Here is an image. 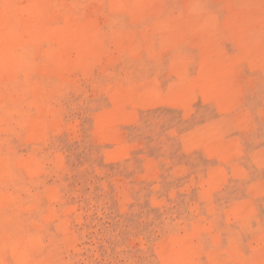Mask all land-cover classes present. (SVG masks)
<instances>
[{"label": "rangeland", "instance_id": "1", "mask_svg": "<svg viewBox=\"0 0 264 264\" xmlns=\"http://www.w3.org/2000/svg\"><path fill=\"white\" fill-rule=\"evenodd\" d=\"M0 264H264V0H0Z\"/></svg>", "mask_w": 264, "mask_h": 264}, {"label": "bare ground", "instance_id": "2", "mask_svg": "<svg viewBox=\"0 0 264 264\" xmlns=\"http://www.w3.org/2000/svg\"><path fill=\"white\" fill-rule=\"evenodd\" d=\"M39 2H40V1H39ZM37 3H38V2H37ZM21 8H22V7H21ZM34 10H35V9H34ZM41 10H42V9H41ZM42 11H43V10H42ZM29 12H31V11H29ZM43 12H45V9H44ZM22 13H23V12H22ZM31 13L33 14V12H31ZM30 15H31V14H30ZM33 16H34V15H33ZM27 24H28V23H27ZM31 24H32V23H31ZM34 24H35V23H34ZM40 24H41V23H40ZM32 26H34V25L32 24ZM34 27H35V26H34ZM34 27L32 28V30H34V29L36 28V27H35V28H34ZM16 28H17V27H16ZM13 29H14V28H13ZM29 30H30V29L28 28V32H29ZM55 30H56V29H55ZM57 30H58V28H57ZM38 31H39V30H38ZM51 31H52V30H51ZM33 32H34V31H33ZM36 32H37V31H36ZM52 32H53V31H52ZM62 33H63V32H62ZM1 38H2V37H1ZM238 252H240V250H238Z\"/></svg>", "mask_w": 264, "mask_h": 264}]
</instances>
